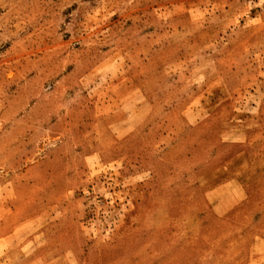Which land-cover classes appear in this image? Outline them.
Instances as JSON below:
<instances>
[{"label":"rangeland","instance_id":"374dc122","mask_svg":"<svg viewBox=\"0 0 264 264\" xmlns=\"http://www.w3.org/2000/svg\"><path fill=\"white\" fill-rule=\"evenodd\" d=\"M0 264H264V0H0Z\"/></svg>","mask_w":264,"mask_h":264}]
</instances>
